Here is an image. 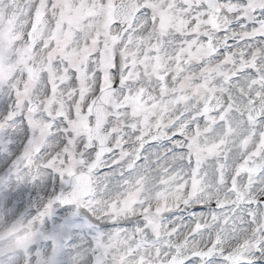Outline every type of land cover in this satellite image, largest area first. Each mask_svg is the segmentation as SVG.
<instances>
[{
    "label": "snow or ice",
    "instance_id": "obj_1",
    "mask_svg": "<svg viewBox=\"0 0 264 264\" xmlns=\"http://www.w3.org/2000/svg\"><path fill=\"white\" fill-rule=\"evenodd\" d=\"M0 264H264V0H0Z\"/></svg>",
    "mask_w": 264,
    "mask_h": 264
}]
</instances>
